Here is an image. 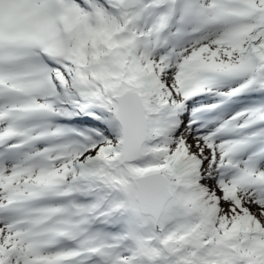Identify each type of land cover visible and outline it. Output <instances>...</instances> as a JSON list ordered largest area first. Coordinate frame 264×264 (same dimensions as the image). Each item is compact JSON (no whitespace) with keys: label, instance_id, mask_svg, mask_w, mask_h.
<instances>
[{"label":"snow or ice","instance_id":"snow-or-ice-1","mask_svg":"<svg viewBox=\"0 0 264 264\" xmlns=\"http://www.w3.org/2000/svg\"><path fill=\"white\" fill-rule=\"evenodd\" d=\"M0 264H264V0H0Z\"/></svg>","mask_w":264,"mask_h":264}]
</instances>
